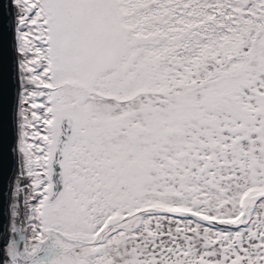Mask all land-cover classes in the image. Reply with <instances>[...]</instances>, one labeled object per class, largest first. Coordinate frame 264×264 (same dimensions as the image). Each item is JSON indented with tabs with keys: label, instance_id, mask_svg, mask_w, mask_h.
Wrapping results in <instances>:
<instances>
[{
	"label": "snow or ice",
	"instance_id": "6c2138e0",
	"mask_svg": "<svg viewBox=\"0 0 264 264\" xmlns=\"http://www.w3.org/2000/svg\"><path fill=\"white\" fill-rule=\"evenodd\" d=\"M7 4L3 264H264V0Z\"/></svg>",
	"mask_w": 264,
	"mask_h": 264
},
{
	"label": "water",
	"instance_id": "95a60500",
	"mask_svg": "<svg viewBox=\"0 0 264 264\" xmlns=\"http://www.w3.org/2000/svg\"><path fill=\"white\" fill-rule=\"evenodd\" d=\"M11 11L7 0H0V233L5 231L9 223L10 181L13 178L12 162L15 156V111L19 91ZM5 243L6 238L0 241V256Z\"/></svg>",
	"mask_w": 264,
	"mask_h": 264
},
{
	"label": "bare ground",
	"instance_id": "6f19581e",
	"mask_svg": "<svg viewBox=\"0 0 264 264\" xmlns=\"http://www.w3.org/2000/svg\"><path fill=\"white\" fill-rule=\"evenodd\" d=\"M16 168H17V162H16V155H15L13 158V162H12L13 176L15 174ZM3 259H4V256H3V251H2L1 256H0V264H3Z\"/></svg>",
	"mask_w": 264,
	"mask_h": 264
},
{
	"label": "rangeland",
	"instance_id": "374dc122",
	"mask_svg": "<svg viewBox=\"0 0 264 264\" xmlns=\"http://www.w3.org/2000/svg\"><path fill=\"white\" fill-rule=\"evenodd\" d=\"M16 132H17V128H15V137H14V147H15V143H16ZM15 155H16V153H15ZM16 162H17V156H16Z\"/></svg>",
	"mask_w": 264,
	"mask_h": 264
}]
</instances>
